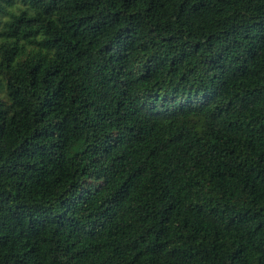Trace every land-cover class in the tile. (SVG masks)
<instances>
[{
  "label": "trees",
  "instance_id": "1",
  "mask_svg": "<svg viewBox=\"0 0 264 264\" xmlns=\"http://www.w3.org/2000/svg\"><path fill=\"white\" fill-rule=\"evenodd\" d=\"M0 264H264V0H0Z\"/></svg>",
  "mask_w": 264,
  "mask_h": 264
},
{
  "label": "clouds",
  "instance_id": "2",
  "mask_svg": "<svg viewBox=\"0 0 264 264\" xmlns=\"http://www.w3.org/2000/svg\"><path fill=\"white\" fill-rule=\"evenodd\" d=\"M26 11V9H24L23 5L20 3H16L14 4L12 7L7 9L8 12V16H5L4 18V23L8 24L11 22L10 17L11 16H15V17H19L22 12Z\"/></svg>",
  "mask_w": 264,
  "mask_h": 264
}]
</instances>
